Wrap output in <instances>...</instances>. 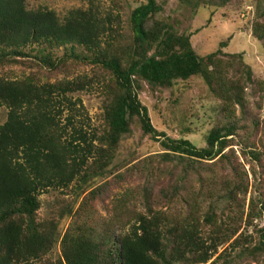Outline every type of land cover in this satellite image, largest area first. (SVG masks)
Wrapping results in <instances>:
<instances>
[{
	"label": "trees",
	"instance_id": "1",
	"mask_svg": "<svg viewBox=\"0 0 264 264\" xmlns=\"http://www.w3.org/2000/svg\"><path fill=\"white\" fill-rule=\"evenodd\" d=\"M86 1L87 9L60 18L47 8L28 10L26 0H0V106L8 110L0 125V264H216L218 258L210 261L222 246L239 251L235 260L264 261V228L256 230L255 245L240 233L253 219L264 220V196H252L246 213L249 175L233 151L242 146L256 178L254 164L264 168V121L253 108L264 100V81L241 54L224 51L228 42L200 56L193 34L183 30L201 9L218 11L237 0H177L183 19L146 0L130 14V37L120 15ZM257 2L252 36L264 49V0ZM61 49L66 52L56 56ZM16 65L65 75L91 66L101 77L41 83L36 74L1 75ZM196 80L220 104L203 148L159 132L140 99L146 90L161 95ZM95 85L104 97L102 124L89 132L75 122L83 105L72 95ZM133 126L162 150L127 167V179L143 182L114 195L109 216L98 224L86 211L109 188H94ZM161 179L166 184L156 191ZM51 189L74 193V202L38 222L40 196ZM73 215L62 235L60 223ZM57 243L61 257L45 259Z\"/></svg>",
	"mask_w": 264,
	"mask_h": 264
},
{
	"label": "rangeland",
	"instance_id": "2",
	"mask_svg": "<svg viewBox=\"0 0 264 264\" xmlns=\"http://www.w3.org/2000/svg\"><path fill=\"white\" fill-rule=\"evenodd\" d=\"M117 2L118 5L114 6L113 0H96L95 5L104 14L107 12L113 13L114 17L120 15L123 23V33L130 37V14L136 7L145 4L146 0H117ZM157 2L165 5V14H170L180 19L184 18L176 9L177 0H157ZM258 4L257 0H237L234 5L220 8L218 11H214L213 8L209 7L201 9L191 22L184 23L183 30L193 34L192 45L200 56L213 53L219 49L220 43L228 42V46L224 51L229 54H241L244 62L252 69L254 77L264 81V49L252 36V27L257 18ZM26 6L28 10L32 11L47 8L54 11L60 18H63L71 10L87 9L89 3L86 0H26ZM237 8H239V12H237ZM65 52V50L61 49L54 53L56 56L61 57ZM31 74H36L41 83H56L63 79L73 80L77 78L83 79L84 77L91 78L93 76L99 80L101 77L100 72L93 70L91 66L73 69L69 75L48 73L36 68L29 69L25 65L10 66L1 72V75L10 79H23ZM72 98L79 99L83 105V108L79 109L81 116H76L75 122L77 125H83L86 131L98 132L102 124L101 115L103 113L104 97L100 94L97 85L88 91L73 94ZM140 99L143 105L149 109L152 124L159 132L166 133L167 137L171 139L185 138L197 148L205 146L206 135L215 125L220 108L219 102L212 98L206 87L197 80L192 81L188 85H178L172 90L163 92L161 95L160 93L152 94V92L146 90L141 94ZM156 99H159L161 103L157 102ZM175 99L178 100L177 105H173L172 101ZM253 102L256 101L252 100ZM253 111L255 113L259 112L257 117L263 122L264 100L259 104L258 109L254 107ZM7 114L8 110L0 106V125L6 122ZM65 116L66 114L59 119L62 126L65 125ZM186 129L189 130L188 133L185 131ZM240 135L243 138V134ZM235 141H239V138L235 139ZM253 141L258 142L259 136L254 138ZM241 147V145L233 147V151L238 162L245 167L249 175L250 187L245 203L247 213L251 197L258 199L264 196V168L254 164L257 172V176L254 178L251 175L253 171L251 170L250 162L241 154ZM161 150L158 143L152 141L149 137L143 136L140 129L137 126H133L132 134L128 137L126 136L120 143L116 158L108 169L106 177L99 180L94 188L96 189L104 184H107L109 188L105 192L104 198L92 203L86 211L96 223L101 224V221L109 216L110 202L114 195L119 193L126 194L128 187L134 188L143 182L137 176L127 179V167L142 161L146 157L158 154ZM165 184L166 179H161L157 182L155 190L157 191ZM85 195L76 201L77 204L74 206L73 213L80 207ZM73 198H75V194L68 191L61 192L51 189L42 193L40 196L41 210L38 213L37 221L42 222L50 219L55 208H59L62 203L74 202ZM259 210L260 207H257V211ZM75 220L76 216L73 215L65 218L60 223L59 227L62 235ZM260 228H264V220L255 218L253 219V224L247 227L243 226L240 233L253 237L255 245L258 237L256 230ZM238 253L239 251L226 250V246H222L210 263L218 258L216 264H264L262 257L256 262L250 257L235 260ZM60 257V244L57 243L51 254L45 259L49 258V260L55 262Z\"/></svg>",
	"mask_w": 264,
	"mask_h": 264
}]
</instances>
